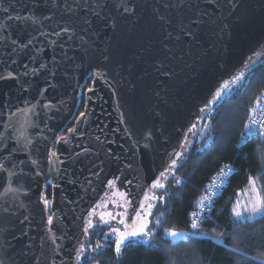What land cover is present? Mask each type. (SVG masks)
<instances>
[{
	"label": "water",
	"instance_id": "95a60500",
	"mask_svg": "<svg viewBox=\"0 0 264 264\" xmlns=\"http://www.w3.org/2000/svg\"><path fill=\"white\" fill-rule=\"evenodd\" d=\"M177 3L0 0L2 264H79L97 222L147 223L207 115L264 53V0L164 7ZM200 11L196 42L177 46L175 24Z\"/></svg>",
	"mask_w": 264,
	"mask_h": 264
},
{
	"label": "trees",
	"instance_id": "16d2710c",
	"mask_svg": "<svg viewBox=\"0 0 264 264\" xmlns=\"http://www.w3.org/2000/svg\"><path fill=\"white\" fill-rule=\"evenodd\" d=\"M243 76L209 113L207 131L193 137L165 188L151 202L144 229L150 235L129 238L118 255V237L112 230H120V225L97 222L85 240L79 264H264V215L236 219L233 214L238 193L250 178L264 197V136H245L250 108L264 94V53ZM227 166L231 171L226 183L193 229L192 213ZM170 229L190 234L172 241L166 231Z\"/></svg>",
	"mask_w": 264,
	"mask_h": 264
},
{
	"label": "snow or ice",
	"instance_id": "6c2138e0",
	"mask_svg": "<svg viewBox=\"0 0 264 264\" xmlns=\"http://www.w3.org/2000/svg\"><path fill=\"white\" fill-rule=\"evenodd\" d=\"M183 4H184V0H178L177 4H172V5L164 4V7L165 8H169V7L178 8ZM69 11H71L70 8H69ZM124 11L129 12L131 10L128 7H125ZM94 15H99V13L94 12ZM203 15H206V13L203 11H200V12L196 13V18L189 17L187 20V23H185L183 20H181L180 23L175 24V29L179 30L178 34L174 38L177 41V46H179V44L183 42V38H187L189 43L196 42L198 26L202 23V21L199 17H202ZM158 18H159V20L164 21L168 25L173 24V21L171 19L166 18L165 16H159ZM85 23H88V21H85ZM62 31L63 32H69L70 30H69V28L65 27L62 29ZM57 35H59V33H57ZM167 37L172 38V32H168ZM167 52L172 54L173 57L175 58L176 54L173 52V50L171 48H168ZM159 67L163 68L164 67L163 63H161ZM163 74L165 76L170 75L169 72H164ZM219 95H220V93H217V98L219 97ZM257 102H259V100ZM83 115H84V113H81V116H83ZM253 122L255 123V121H253ZM245 127H248V125H246ZM69 131H72V130L69 129ZM262 134H264V133H262ZM173 165H175V161H173ZM2 167H3V165H0V168H2ZM222 175H223V173H222ZM221 183H223V181H221ZM249 183L252 185L251 191L255 194V199L250 200L249 204L244 205V212L250 213L249 218L254 217L257 214L264 215V197H261L259 195L260 190L256 187V181L254 179L250 178ZM153 186L154 187H162V185H160L159 183H156ZM216 187H218V185H216ZM9 191H15V189L9 188ZM212 195H215V193H212ZM146 199H147V197H146ZM203 199L204 198H202V201H203ZM44 204L47 205L48 201L44 200ZM201 205H202V202H201ZM149 207H151V206L149 205ZM239 207H240L239 204H237V206L233 208V214L236 217V219H240L244 215V212H241L240 210H238ZM109 215H111V214H109ZM137 215H139V213ZM192 215L194 217L197 216L196 213H192ZM25 219H27V217H25ZM52 219L53 218L51 216L48 217V224L52 223ZM103 219L104 218L102 215L101 220H103ZM104 222L107 223V221H104ZM89 223L91 224V222H89ZM121 223H123V221H121ZM157 224H159V221H157ZM198 226L199 225H198L197 219H194L192 221V228L196 229V228H198ZM146 227H147L146 224H142L140 226V228L137 229L134 227L133 230L130 232H120L119 229H113L112 231L114 233H117V237H118L116 242H115L116 253L119 255V253L121 252L122 245L130 237H136L138 235L149 236L150 233L144 231V228H146ZM166 231H169L170 235L173 237L180 235L179 233H177L175 231H171V230H166ZM77 259H79V254L77 256ZM0 264H2V262H0Z\"/></svg>",
	"mask_w": 264,
	"mask_h": 264
},
{
	"label": "built area",
	"instance_id": "2783aa9c",
	"mask_svg": "<svg viewBox=\"0 0 264 264\" xmlns=\"http://www.w3.org/2000/svg\"><path fill=\"white\" fill-rule=\"evenodd\" d=\"M259 100V102H257ZM255 121V123L253 122ZM248 127L245 128V136L246 138H252L257 136H264V94L260 95L255 103L250 108V115L249 119L247 121ZM231 171V166H227L222 173L218 176L220 177L219 181H216V178L213 182H218V187H214L209 189V192L206 196V201L208 202L207 205L211 204L212 199L215 197V195L219 192L222 185L226 183L227 178L229 176V173ZM223 181V183H221ZM212 193H215V195H212ZM210 201V202H209ZM207 208L202 209V213L206 211ZM194 219H192L193 221ZM199 221V218H197V222Z\"/></svg>",
	"mask_w": 264,
	"mask_h": 264
},
{
	"label": "rangeland",
	"instance_id": "374dc122",
	"mask_svg": "<svg viewBox=\"0 0 264 264\" xmlns=\"http://www.w3.org/2000/svg\"><path fill=\"white\" fill-rule=\"evenodd\" d=\"M243 78H244V76H242L232 86H230L226 90V92L224 94V97L222 99H224L232 90L236 89L240 85V83L243 80ZM213 109L211 110V112L213 111ZM211 112H210V114H211ZM210 114L206 117V119L203 122V126H202V129H201V132H200L201 134L199 135L200 137L207 131V129L209 127ZM219 180H220V177H217L216 178V181H219ZM217 184H218V182H213L212 185L210 184L209 189L214 188ZM256 187L258 188V185L257 184H256ZM251 188H252V185L250 183H248V185L244 189H242V190L239 191L238 196L236 198V201H235V203L233 205V208L236 207L237 204H239L240 207H239L238 210H240L241 212H244V205L249 204L250 200H254L255 199V194L251 191ZM259 195H260V193H259ZM206 196L203 197L204 198L203 201H202V199H200V202L198 203L199 204L198 206L200 208L198 209L197 212H195L197 214V216L194 217L192 215V219H197L199 217H202V215L204 214V213H202V209H204V208H207L208 209L209 208L208 205H207L208 202L205 200L206 199ZM201 202H202V205H201ZM209 206H210V204H209ZM207 209H206V211H207ZM259 215L260 214H257L254 217H257ZM249 217H250V213L244 212V215L240 219H252V218H254V217H251V218H249ZM120 232H123V229H122L121 226H120ZM189 234L190 233L188 231H186V234H185V238L184 239H186ZM214 240L216 242H221L219 239H216V238Z\"/></svg>",
	"mask_w": 264,
	"mask_h": 264
},
{
	"label": "bare ground",
	"instance_id": "6f19581e",
	"mask_svg": "<svg viewBox=\"0 0 264 264\" xmlns=\"http://www.w3.org/2000/svg\"><path fill=\"white\" fill-rule=\"evenodd\" d=\"M171 231H175L179 233L180 235L173 237L170 235L169 231H167V236L172 240V241H179L181 239L185 238L186 231L185 230H175V229H170Z\"/></svg>",
	"mask_w": 264,
	"mask_h": 264
},
{
	"label": "flooded vegetation",
	"instance_id": "af4514ba",
	"mask_svg": "<svg viewBox=\"0 0 264 264\" xmlns=\"http://www.w3.org/2000/svg\"><path fill=\"white\" fill-rule=\"evenodd\" d=\"M82 110H83V108L81 107L80 111H82Z\"/></svg>",
	"mask_w": 264,
	"mask_h": 264
}]
</instances>
